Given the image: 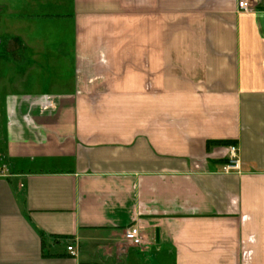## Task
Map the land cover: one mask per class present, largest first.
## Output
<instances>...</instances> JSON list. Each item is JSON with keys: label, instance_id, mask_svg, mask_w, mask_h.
<instances>
[{"label": "crops", "instance_id": "0c3cea01", "mask_svg": "<svg viewBox=\"0 0 264 264\" xmlns=\"http://www.w3.org/2000/svg\"><path fill=\"white\" fill-rule=\"evenodd\" d=\"M1 170L0 264H264V0H0Z\"/></svg>", "mask_w": 264, "mask_h": 264}, {"label": "built area", "instance_id": "2783aa9c", "mask_svg": "<svg viewBox=\"0 0 264 264\" xmlns=\"http://www.w3.org/2000/svg\"><path fill=\"white\" fill-rule=\"evenodd\" d=\"M258 0H235L237 10L240 12H250L254 9L255 4ZM240 169V156L239 148L231 144L228 146V156L227 161L223 165L224 172L239 171ZM3 174V171H0ZM122 237L124 241L128 242L133 246H140L146 244L144 241V235L141 233L137 225H130L123 230ZM66 250L70 255H76V250L73 243H68L66 245Z\"/></svg>", "mask_w": 264, "mask_h": 264}, {"label": "rangeland", "instance_id": "374dc122", "mask_svg": "<svg viewBox=\"0 0 264 264\" xmlns=\"http://www.w3.org/2000/svg\"><path fill=\"white\" fill-rule=\"evenodd\" d=\"M43 8H45V9L40 10V12H52L51 9H50L49 7H43ZM160 260H161L160 264H168V263H167L166 261H164L163 259H160Z\"/></svg>", "mask_w": 264, "mask_h": 264}]
</instances>
